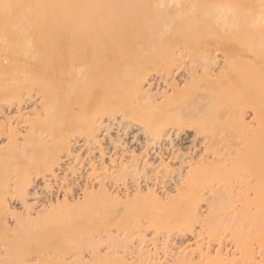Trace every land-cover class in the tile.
<instances>
[{"label": "bare ground", "instance_id": "1", "mask_svg": "<svg viewBox=\"0 0 264 264\" xmlns=\"http://www.w3.org/2000/svg\"><path fill=\"white\" fill-rule=\"evenodd\" d=\"M166 8H168V9L172 8L173 10H168ZM212 35L214 36V38L215 37L220 38L219 40H224V38H228V37L232 38V39L234 38L235 39L234 41L237 44V45L235 44V46H236L235 48L236 49H242L241 51H245L244 56L247 58V61L245 60L244 62H242V64H243L241 66L242 69L239 68V66H238V68L240 69V71H239L237 68V65H239L240 63L237 64V62L233 61V59H232L233 58L232 54H234L233 53L234 51L232 52V50H234V49L232 48V50H230L231 49L230 48L231 46H230V47H227L230 49L222 50L223 51L222 55H221L223 57L222 65L227 66L226 71L229 72V73H226L227 77H229L227 79L229 81L227 84H230V85L232 84V86H233V84L235 85V83H239V81H241V83H239V84L240 85L242 84V86L244 88H246V86L251 85V83L253 81V84L251 86L255 85V87H256V89H254V86L251 87L254 89V91L253 90L251 91L250 86L248 87V88H250L249 90H247V93L248 92L250 93L249 95L248 94L246 95V91L244 89V91H245V95L243 94L244 97L240 96V94H238V96L236 97L237 94H235V98L233 100V102L234 101L235 102L233 104H230L231 109H229V112H231L230 110H233L232 113L237 115L235 117H238L236 120L240 121L239 117H241L240 118V119H242L241 122H243V120H244L243 114H246V113H244L245 112L244 108L246 106L245 105L243 106V103H245V98H246V100L249 99V101H252L253 99H255L253 102H251L250 107H251V114L253 115V117L251 116L252 118L251 117L250 118H251V120H254L255 122L254 121H252V122L256 123V125H257L256 129H257V134L259 135L258 138H260V140H258V141L256 140L257 141V142L255 141L256 143L245 142L242 144L243 146L241 145L242 147L240 146V149H236V147H235V149H233L234 147H232L233 150L230 149L231 151L230 150L228 151L227 148H226L227 152L225 150H222V151H225L226 153H222L221 149L220 150L219 149H211L210 150L209 147L207 146V148L203 149L202 153L200 151V154H198V156H197L198 158L196 157V159H193V157H190L188 159H185V157H184V159H181V161H179L180 166H178V167L180 169H181V166H183V165H185V163H187L188 168H190L192 171V167L199 164L200 165L199 169L202 167L201 169L204 170V171H202L204 173H206L207 171H210L212 168H214L215 170L220 168L222 170L227 171L230 168L232 169V166L234 168L235 164H237V166H239L241 168V171L243 173L242 176H240L239 173L236 175V176H240L238 179H236V186L239 184L238 188H234L236 186L232 185V186H228V189L226 187L225 190L220 189V188L215 189V190L213 189V191L210 193L211 196L209 197V199L207 197V199H208L207 204L208 205L205 203L207 205V207H206L207 210L205 209L206 213L204 214V212L201 213L202 211L201 210L199 211L195 207V205H197V204L194 205V203H196V202H194V198H193V196L195 194H192L190 192V191H192V189H190V191L188 190L189 187L186 190H184V189L181 190L180 192H179L180 189H176L179 187L174 188L178 191V195L180 193V196H178V198H174V196H172L173 198L171 196H170V198H168V196H169L168 195L167 196L168 201H166L165 199H161L162 197L160 198L158 196V194L155 193L154 189H149V187L147 188L148 185H147L146 179L148 178V173H147L148 171L147 172L145 171L147 173V175H145L146 173H144V170H145L144 168H145V166H151V168H153V166H152L153 164L150 163V161L148 160V155L153 153L155 156H157L161 159V164H162L163 163V157H164L163 155L168 150V146H167V150L165 148L161 147V145L163 146V144L158 140V138L155 135H154V138L156 137L157 140L155 139V141H154V139H152V138L151 139H152V144L153 145L155 144L157 146V148L156 147L153 148V151L151 150L152 152L148 154V152L150 150L148 151V149H146L144 147L146 151L143 150L144 154L141 152L140 156H138L135 153V151L129 150V148L125 149L126 147L123 146V143H121L118 138L116 140H109V141H111V144L113 145L112 148L114 149L113 154H112L113 157H112L110 155H111L113 149L111 150V148L106 147V146L101 147L100 146L101 144H99L100 140L98 141V139H97L98 131L102 130L101 127L104 128L103 123H105V122L102 121L103 119H100V116H99L100 120L97 121L96 120L97 117L95 115H92V114H95L94 113L95 111H92V110L91 111L87 110L85 113L89 114L90 112L91 113L93 112L92 114L90 113L91 114L90 117L91 118L93 116H94V118L96 117V119H95L96 123H93L94 119H92V121H91V119L89 118V115L83 116V118L81 119L82 116L78 115L80 113H78L77 110L75 111L76 108L74 109V106H76V104L77 105L84 104V105H86L87 108H92L94 106L91 107V104L97 106V104L100 105L101 103L102 104L106 103L105 105L108 106L107 105L108 102L110 104L109 106H111L112 101H115L117 99H120L121 101H124V102L126 101L127 103H128V101H130L129 106H132V105L135 106V104H136L135 100L137 99V97H143L144 100H145V98H148L150 100L149 103H151V101L157 100L156 96L158 94V91L155 90V91H157L156 92L157 94L155 93L156 95L153 93V89H154L153 84L157 80L162 83L161 84L162 85L161 87L163 88L162 97L165 96V98H166V94H165V92H167L166 88L171 87L170 89L172 90L173 94L176 95V96L174 95L175 98H177L178 102L180 103L179 93L182 89L177 87L176 80H175V77L173 76L172 72L165 71V70L170 68V65L168 64V62L174 61L173 59L171 60V58L167 54V51L169 50V54L171 55L170 48L174 45V43L176 44V40L177 41L179 40V42H177V43L181 42L180 43V44H182L181 48L186 49L183 51V53H185V51H186V54H187V52L190 51V49L194 48L192 46H196L197 44L200 43V42H197V40L201 41V38H202V40H205V38H207V37L209 38ZM234 41L231 43V45L234 43ZM174 46H177V44ZM207 46H206V48H209ZM172 49H173V47H172ZM187 49H189V50H187ZM174 51H175V49H174ZM180 53L182 54V50L179 51V54ZM165 54H167L168 58L170 59V60L165 59L167 61L166 63L169 65V67L168 68L165 67L167 65L165 63L166 65H164V67L161 68V70H160L161 72H159L158 76H155V75L154 76H148V75H151V74H148V72L150 70L147 71L148 69L151 68L150 63L154 62V60L161 59L160 57L163 55L165 56ZM105 55H106L107 61H109L111 59V61H109L108 63L104 62V56ZM107 55H108V57H107ZM207 55L209 56V53L206 54V56ZM123 56H125V57H123ZM183 56H185V54ZM183 56H182V58H183ZM186 56H188V55H186ZM206 56H205V58H206ZM216 56H215L214 61H216ZM231 56H232V58H231ZM172 57H174V53H173ZM123 58L126 60L125 61L123 60V62H122L121 60ZM178 58H179V56H178ZM182 58H181V64H183ZM213 58L211 57L210 61H208V62L211 63ZM175 62H173V65L176 64ZM203 62H204L203 67H205V68H203L204 70H202V72L206 71L205 69L208 70V67H209L208 63L206 64L205 61H203ZM230 62H232V65ZM233 62H235L234 65H233ZM148 63H149V65H148ZM184 63H185V61H184ZM196 63L197 62H195L194 64H196ZM213 63H215V62H213ZM179 65H180V63H179ZM148 66L150 68H148ZM192 66H193V63H192ZM189 68H190V66H189ZM194 68H195V66H194ZM176 69H178V68H176ZM188 70H190V69H188ZM170 71H172V70L170 69ZM157 72L158 71H156V75H157ZM189 72H191L190 75H192V76L194 75V71L190 70ZM252 73H253V76H251ZM205 74H207V73H205ZM208 74H209V72H208ZM210 74L208 76H210ZM197 75H198V72H197ZM212 75L214 77V74H212ZM247 75H248V77H247ZM208 76H206L207 79L213 78V77L209 78ZM250 76L253 77V78H251V83H250V80H248V78H250ZM189 77H191V76H189ZM193 78H194V76H193ZM191 79H192V77H191ZM247 80L249 81L250 84L248 83L244 86L243 84H245ZM211 81H214V80H211ZM160 82H159L158 87H160ZM209 82H210V80H209ZM209 82H207V83H209ZM218 82H219V80L216 82V84L215 83H213V84L217 85ZM203 83H205V82H203ZM219 83H221V82H219ZM87 84L91 85V86L88 87ZM201 85L203 86V84H201ZM204 85H206V83ZM214 85H211L212 87H210V83H209V86L207 84V86L209 87L210 90L208 91V89H207L208 87L206 88L207 92L205 90L204 91L201 90L202 92L199 90V95H197V96H195L196 92L192 91V93L194 92V99L191 100L192 98H190V96H189L191 103H192V101L195 102L194 100H196V98L199 97L197 99L198 104H195V105H198L197 108L202 103L204 105L205 104L204 102H207V101L204 100L201 102V100H203L205 98L206 99L211 98V96H210L211 93L214 96V94H215L214 92H216L214 90L217 89V86H214ZM114 86L116 87V89H118L117 90L118 92H114V89H115ZM199 86L200 85H198L197 87H199ZM220 86H219V88L222 87V86L221 87ZM86 87H88L89 89L86 90L87 89ZM161 87H160V91H161ZM203 87L205 88V86H203ZM25 88H27V89H25ZM232 88H237V86H234ZM248 88H246V89H248ZM24 89L26 91L27 90H29V91L28 92L24 91V93H26V94H23L22 91ZM237 90H238V88H237ZM251 92H253V94H251ZM217 94H220V93L218 92ZM221 94H222V92H221ZM251 95L254 97L252 98ZM14 96H15V98L17 97L16 98L17 100L15 99V102H13ZM218 96H221V95H218ZM159 97H161V96H159ZM2 98L8 99V100H6L7 101L6 105H5V103L3 105H0V154H1L2 150L5 148L6 144H7L6 149L9 147L8 145H10V148L13 147V151L11 150V151H7V152H8V154H9V152H12L11 154H13V155H10V154L9 155L14 156V157L16 154L15 153L16 150L17 151L20 150L23 152V150H25L27 147H30L32 145L36 146L37 143H38L37 145L39 146V143L41 141H37V140L40 139L39 136L44 137V135L42 134L43 130L41 131V129H40V125L42 123H44V121H46V122H48L49 120L54 121L55 124L58 125L59 128L61 127V129H62L63 126H64L63 128H65V125L59 124L58 118H61L63 120V122H66L65 119H63V118L66 117L65 116L66 114H68L69 118H70V116L72 118L73 117L72 115H74L76 117L78 116L79 117L78 122L81 119L80 122H81V124L84 123V127H87L85 125V123L87 125H89L90 121L93 123V124H90L91 128L88 126L90 129L86 128L88 131H84L85 133L87 132L86 134H83L84 136H86V137H84V143H81L79 140H75L72 143L70 141H68V142L66 141V143L61 142V144H64L63 146L55 147L56 144L58 145L59 142L56 140L57 141V143H56V141L54 140V142L56 144L53 143L55 145L52 146L53 147L52 149H54V147L56 149H54L53 151L51 149L50 158L48 157L49 155L44 156V154H43V157H46V158L48 157V158L46 159V158L42 157L43 159L41 162H43L44 159L47 161L49 160V162H46L44 160L43 165H45V166H43V167L47 166L46 171H47V173L50 174L49 176L51 177V179H53V178H56V180L58 179V177H57L58 172L56 170L64 167V165L65 166L67 165L68 167L71 166L74 170H77L76 171L77 173L80 172L79 177L78 178L76 177L77 179L72 181V183H68L67 181L64 182V183L67 182L68 184L66 183L65 186L63 185L64 187L61 188L63 190H61L59 188L63 192V193L61 192L63 195L60 193L62 195V196H60V197H62L61 200H59L60 197L57 195L58 191L55 192L54 194L53 193L51 194L49 192V194H50L49 196H47L48 194L47 195L45 194L47 197H44L41 199V198H39L37 191H35L33 189L34 191L30 192L28 190V187H29V185H31V182H27V179L30 181V179L27 176H26L27 177V179H26L27 183H25V182L22 183L20 180V184L18 183V186H19V192H20L21 200H22V208L25 211V213L29 212L27 214L28 218H30V215H31L30 209H32V208L36 209L35 207H33L34 206L33 204H35L34 202H31V205L27 203L28 197L26 198V196L31 195V196H33L32 198H33V200L36 201L37 204L40 203V208L38 209V211H42V212L52 211L54 209H59V207H61L60 209H62V210L64 209L67 212V214L70 215L69 216L70 220H68L66 222L67 215L65 214L66 212L64 210L62 211L64 213L57 211V212H59L58 214L55 211L56 212L55 215H59L60 218L62 217V215L65 216L66 218L64 217V219H66V220H64V222H66L68 228H72V229L84 228V227L86 228V226H84V222L89 220V217H84V216L82 217L81 215L77 216L78 214L74 215V213H72V212H75V209L79 208V207L86 208V209H84L86 212V210H89L91 208L94 209L95 206L101 210H102V208H103V210L105 209L104 210L105 216L102 214L103 210L99 214H102V215H100L102 222L104 220L108 219V222H104L107 224L96 221L97 223L98 222L101 223V226H103V224L106 227H107V225L116 226V227L120 226L121 227L122 226L121 224H124L123 226H127V224H129V222L127 223V221H125V218H126L127 213H128L127 209L129 208V206H131V205L133 206V204H135V203H136V205L140 206V208L142 207L143 209H144V206H146L145 207L146 209L144 211L149 210V213H150V209H152L153 213L152 212L151 213L153 214V216L154 217L159 216L156 219L154 218L155 222L158 221L157 219H159L160 223L164 224L166 222L167 218L173 219V217H175V219H177L176 218V216H177L178 218L181 217L183 219L193 218L192 222L197 221L198 223H200V225H201L200 227H202V225H207L209 223V221H212V223L211 224L209 223L208 225H211L210 227H213L212 226L213 222H214L215 226H217V225L219 226L222 223H226V222L229 223L230 222V219H232V215H233L232 210H234L233 208H235V207H233V204H234L233 201L237 200L235 198L238 197L241 199V200L239 199L241 201V202L239 201L241 208L248 206L249 203H253L256 205V206L254 205L255 207H257V205H258V207L261 209L260 216H258V218H256L255 224H252V229L254 230V234H257L259 232L260 234L258 233L257 235H259V237L263 238L262 236H264V0H0V100ZM133 98H135V100ZM165 98H164V100H165ZM139 99L137 100V102H140ZM148 99H146V100H148ZM9 100L10 101L12 100V102H10ZM132 100H134L135 104L132 103ZM144 100L142 101V103H145V102L147 103V101L145 100V102H144ZM175 100L176 99H174L173 101H175ZM211 100L213 101V99H211ZM3 101H5V100H1L0 102L2 103ZM212 101H208V104L207 103L205 104L206 108L209 105V110H210V107L213 108L215 105L214 104L215 102L213 101L214 103H212V106H210L209 103H211ZM178 102L177 101H176V103L173 102V105L177 104ZM130 103H132V104H130ZM142 103L141 102L137 103V104H140V108H142ZM152 103L154 104V102H152ZM155 103L157 104L158 102L156 101ZM156 104H154V105H156ZM178 104H177V106H178ZM182 104L183 103L181 102L180 107H182ZM112 105H114V103H112ZM147 105H148V103H147ZM171 105H172V103H171ZM195 105L193 106L194 108H195ZM203 105H202V109L205 108ZM134 106H132V107H134ZM137 106H139V105H137ZM172 106H171V108H172ZM188 106L186 107V111H184L185 113H182V109H180V108L178 109V107H177V109L180 110L181 113L180 112L179 113L182 114L183 116H184V114L189 116L190 114H188L189 112L187 111ZM82 107H79V110H81L80 108H82V110L84 112L85 111L84 109H86V107L85 108H84V106H82ZM145 107H146V104H145ZM154 107H156V106H154ZM97 108H99V107L97 106ZM173 108H174V106H173ZM173 108H172V110L174 111ZM233 108H236V109H233ZM168 109H169V105H167V107H166V110H168ZM202 109L200 108L199 111H197L198 114H197V112H196V114L197 115H199V114L204 115V113L202 111H204L206 113H207V111H209V110L206 111V110H202ZM243 109H244V111H243ZM175 111L176 112H174V113H176V115H177V110H175ZM102 112H103V109L101 108L100 113H101V115L102 114L104 115V112L103 113ZM169 112H171V110H168V113ZM76 113H77V115H75ZM164 113H167V112H164ZM31 114H34V116L32 118H30ZM63 114H64V116H63ZM81 114L83 115V113H81ZM126 114L127 113H124V115H126ZM96 115H98V113ZM202 115H200V116H202ZM114 116H115V114H114ZM122 116H123V114H122ZM232 116L234 117V115H232ZM85 117H87L86 120H84ZM112 117L113 116H111L109 118H112ZM88 118H89V122H87ZM189 118L192 119V116ZM61 119H60V123H62ZM115 120H117V119H115ZM251 120H250V122H251ZM34 121H36V122H34ZM67 121H70V120H67ZM109 121H110V119H109ZM119 121H118L116 127L118 126V124H120ZM74 122H77V120H75ZM80 122L78 123V125L80 124ZM111 122H114V121L111 120ZM45 124H48V123H44V126L42 124V127L49 130L50 128L45 127ZM112 124L113 123H111V125ZM169 124H171V123H168V124L163 123L162 125L168 126ZM48 125L50 126V124H48ZM48 125H46V126H48ZM52 125L53 124H51V126ZM108 125H110V124H108ZM66 126H69V123H68V125L66 124ZM74 126H75V124L73 125V127ZM172 126L175 127L174 125H172ZM248 126H246V127L249 128ZM53 127L55 130L54 125H53ZM58 127L56 128L55 131H57ZM78 127L79 126H77V130L79 129ZM120 127H122V126H120ZM180 128L181 127L179 126V128H176V129L179 130ZM70 129L73 132L74 129L73 128H70ZM106 129H107V126H106ZM148 129L150 130L149 127H148ZM172 129L174 130L175 128H172ZM184 129H183V131H184ZM62 130H64V129H62ZM68 130L69 129L67 127V133H68ZM83 130H85V128L82 129L81 131L83 132ZM250 130H251V128H249V131ZM65 131H66V129H65ZM65 131H63V132H65ZM71 131L69 130V132H71ZM151 131H152V129H151ZM151 131H150V134L152 133ZM160 131H159V133H160ZM176 131H175V133L177 136L179 134V131L178 132H176ZM63 132L61 134H58V135H63ZM54 133H56V135H57V133H60V132L57 131ZM67 133H66V135H67ZM122 133H123V131H122ZM156 133H157V131H156ZM44 134L46 135V132ZM152 134H151V136H152ZM47 135H48V133H47ZM52 135H55V134H53V132L51 134V132H50L48 135L49 136L48 139H50V137L54 138V136H52ZM66 135H65V137L67 139L68 136H66ZM156 135H158V133ZM166 135H167L166 137H169V139H170V135L173 136L171 134V132L170 133L168 132ZM47 137H44V139L42 141L46 140ZM60 137L63 138L64 136L58 137L59 141L63 140V139H60ZM3 139L6 141L4 143L5 145L2 144L4 141ZM81 139H83V138H81ZM172 140H173V138H172ZM35 141H37V142H35ZM50 142H53V141H50ZM171 144H173V143H171ZM43 145H45V144H42L41 146H43ZM144 145H146V144L144 143ZM147 145H149V144H147ZM48 147L49 146L45 147L46 151H48V149H47ZM30 148L32 149V151H34L33 148H35V147L32 146ZM30 148H28V150ZM14 149H15V151H14ZM82 149L85 150V151H83L84 153L80 152ZM29 152H31V150H29ZM175 152H177V151H175ZM3 153L5 154L4 151H3ZM3 153H2V156H3ZM47 153H49V152H47ZM167 153H166V155H167ZM186 153L188 154V152H186ZM34 154H33V156H34ZM108 154H110L109 155V157H110L109 164L107 162H105L106 161L105 156ZM171 154H173V151ZM9 155L8 156L6 155L7 158L6 157L5 158L9 159V157H10ZM16 155H19V152ZM24 155H25L24 158L27 159V161H29L30 157L28 155H26L25 153H24ZM37 155H40V154L36 153L35 156H37ZM2 156H0V159L4 158V156L3 157ZM41 156L42 155H40V157ZM40 157H38V159ZM24 158H22V159H24ZM182 158H183V156H182ZM160 159H159V161H160ZM40 160H41V158L38 160V162ZM167 160H168V158H167ZM30 161L28 162L29 165H30ZM1 162H3V161L1 160ZM38 164H36V165H38ZM158 165H160V164H158ZM38 167H41V166L38 165ZM43 167H41L42 168L41 170L46 169V168L43 169ZM71 167H69V168L71 169ZM170 167H171V165H170ZM66 168L67 167H65V169ZM167 168L169 169V167H167ZM88 169L91 170L92 174H89V175H91V176L93 175L92 177L91 176L89 177L88 173H86V171L89 172ZM41 170H40V173H41ZM78 170H80V171H78ZM156 170H157V168H156ZM83 171H85V172H83ZM150 171H153V170L151 169ZM177 171H178V169H177ZM171 172H173V171H171ZM193 172H194V170H193ZM193 172H192V174H194ZM197 172H199V171H197ZM19 173H20V171L18 172V174ZM36 173H38V172L36 171ZM42 173H43V171H42ZM74 173H75V171H74ZM84 173H86L87 175L86 174L84 175ZM140 173H141V177L136 178L135 175H139ZM154 173H156V171ZM63 174L65 175V173H63ZM142 174H144V175H142ZM158 174L159 173H157V175ZM165 174H166V172H165ZM180 174L181 173H179V175ZM197 174H196V176H197ZM14 175H17V174H15V172H14ZM22 175H23V173H22ZM27 175H28V173H27ZM42 175L43 174L38 175V176H42ZM153 175L155 176L156 174H153ZM186 175H187V173H185V176H184L185 178H186ZM190 175H191V173H190ZM201 175H202V173H201ZM28 176H30V175H28ZM49 176H47V177H49ZM144 176H147V178H144ZM161 176H163V175H160V177ZM17 177L20 178L19 176H17ZM17 177H14L15 180H17L16 179ZM45 177L46 176H43L42 179H44ZM129 177H130V179H131V177L134 178V182H132L133 179L131 182H129L130 181L128 179ZM164 177H165V175H164ZM197 177L200 178V175H198ZM64 178L65 177H62L61 179H64ZM185 178H184V180H186ZM45 179L47 180V178H45ZM61 179H60V184L63 181V180L61 181ZM150 179H148V180H150ZM15 180H12L11 186L13 185L12 183H14ZM53 180H55V179H53ZM174 180L176 181V178H174ZM182 180L183 179H181V181ZM7 181H10V180H7ZM57 181L59 183V179ZM150 181L152 182V179ZM153 181H155V183L158 182L157 184L162 186V188L165 186L164 184L166 182V180L164 181V178H163V180H160V178L159 179L153 178ZM7 183H6V185L2 183V185H4L6 187ZM15 183H16V181H15ZM53 183H54V181H53ZM64 183L62 182V184H64ZM176 183H174V184L176 185ZM46 184H48V183H46ZM153 184H154V182H153ZM180 184L181 185L184 184V181H183V183H180ZM14 185H13V187H14ZM159 185H157V186H159ZM177 185H178V183H177ZM189 185L190 184L188 183V186ZM186 186H187V184H186ZM190 187H191V185H190ZM2 189L5 190L4 188H2ZM12 189L13 188L11 187V190ZM57 189H58V187H57ZM7 190L8 189H6L5 191L8 192ZM145 190H147V192H145ZM1 192H3V191H1ZM1 192H0V194H2ZM13 193H14L13 195H16L15 192H13ZM144 193H146V194H144ZM141 194L146 195V197H144ZM250 197H252V199H251L252 201H249ZM4 198H6V197H4ZM17 198H18V196H17ZM0 201H2V200H0ZM19 202H20V199H19ZM38 205H36V207ZM136 205L133 208L140 209ZM234 206H235V204H234ZM133 208H132V210H133ZM227 209H232V210L230 212V211H227ZM106 210H108L109 213ZM130 210H131V208H129L128 211L133 213V211L132 210L130 211ZM2 211L1 212L4 215L8 214V212L13 216L17 215L16 210L13 207H11V205L8 203L7 200H4V203L2 205ZM38 211L36 212L37 216L40 214V212L38 213ZM21 212H22V210H21ZM89 212H90V210H89ZM22 213L24 214V212H22ZM60 213H61V215H60ZM18 214H19V212H18ZM95 214H97V213H95ZM106 214L112 215V218H113L112 221H111V218H109L111 216L108 215V217H107ZM229 214H230V218H229ZM82 215H84V214H82ZM129 215H132V214L129 213ZM49 216H51V215H49ZM86 216H90V214L86 215ZM91 216H92V214H91ZM100 216H98V217H100ZM0 217H2V216L0 215ZM18 217H19V215H18ZM23 217H27V216H23ZM55 217L58 218V216H54L53 218L55 219ZM105 217H107V218L103 219ZM123 217H124V222L122 223L121 221H123V219H122ZM160 217H162V220H160L161 219ZM19 218H20L19 220H21V217H19ZM53 218H52V221H54ZM81 218L84 219L85 221L82 220ZM92 218H94V220H97L96 219L97 217L92 216ZM164 218H166V219H164ZM25 219H27V218H25ZM99 219L100 218H98V220ZM27 220H24L26 225H27V223H26ZM90 220L92 223L93 219H90ZM127 220L129 221V219H127ZM163 220H164V223L161 222ZM1 221L2 220L0 219V222ZM150 221L151 220H149L145 224L144 223L140 224V222H138V225L140 224L137 228V229H139V232H141V231L144 232V230L146 231V228H150L148 226H151L152 223H155L153 221V222H151V224H149ZM180 221H182V220H180ZM235 221L236 220L233 219L232 222L230 223V226L233 225V227L239 228L238 230L242 234V232H243L242 229L244 227L243 223L236 225ZM29 222L31 223V221H29ZM56 222H58V221L55 220L54 223H56ZM109 222H110V224H109ZM30 223H29V225H30ZM93 223H94V221H93ZM93 223L91 226L93 227V225H94L95 227H97L96 226L97 224L96 223L93 224ZM131 223H133V222H131ZM160 223L157 222L156 223L157 225L156 224L155 225L159 226ZM166 223H169V222H166ZM186 223H189V222L187 221ZM22 224H24V222H22L21 225ZM190 224L191 223H189L188 225H190ZM0 225H3V224L1 223ZM171 225H173V224L171 223ZM234 225H236V226H234ZM34 226H35V224H34ZM87 226H89V225H87ZM99 226L100 225L98 224V228L101 227V226L100 227ZM109 226H108V231H109V229L112 228V227L109 228ZM123 226H122V228H123ZM193 226H194V224L192 225V227ZM20 228H24V226L22 225ZM68 228H66V229H68ZM104 228H102V229H104ZM113 228H115V227H113ZM122 228H121V230H122ZM131 228H132V226H131ZM156 228H158V227H156ZM159 228H158V230H159ZM190 228H191V226H190ZM190 228H189L188 234L194 235V232H195L194 229L193 228L190 229ZM19 230H21V229H19ZM119 230H120V228H119ZM166 230H168L167 227H166ZM253 230H252V232L249 230L246 231V234L247 233L248 234L253 233ZM198 232H199V230H198ZM186 233L181 232L178 235H180V237L181 236L184 237L187 235ZM200 233H201V231H200ZM112 234H113V232H112ZM110 236H109V238H110ZM140 236H142V235H140ZM241 236H243V235H241ZM241 236H239L238 237L239 239L237 238V240L240 242H242L244 240L245 242L244 243L238 242L236 245L239 249V250L236 249L237 251H239V252H237V253H239V256H237V254L236 255L233 254L232 257H231V255L227 256L228 254L226 252L225 253L227 255L223 256L222 253H224L223 252L224 250H222L223 247L221 246V243L219 244V246H217L218 249L217 250L215 249L216 255L212 256V252H211L209 246L206 247V249H205L204 246H202L201 244H199L197 242L198 243V244L196 243L198 245V246H196L197 248L194 250L192 249L190 252H186L184 248H183L184 250L182 251V249H180V247H179V249L182 252H179V253L177 252V253H175L176 255L174 253L169 254L170 255V258H169L170 262H167V264H264V240L262 242V246L260 244V248L258 247V249H257L258 251L260 249L262 253L259 251L261 253L258 255L260 257L259 258L260 261L256 262V260L253 256L255 253L252 252L251 246L247 245L246 240L243 239V237H241ZM250 236H251V234H250ZM102 238L103 237H101V238L99 237L96 240H93L95 242L93 244H96V242L99 243V242L103 241ZM115 238H117V237H115ZM142 238H143V236H142ZM167 238H170V241L173 239L170 234H168ZM105 239H108V238H105ZM259 240H261V239H259ZM105 242H106V240H105ZM138 242H139V240H138ZM140 242L142 244V239H140ZM141 244L139 245L140 247L143 246ZM100 245H102V244H100ZM199 245H201V246H199ZM208 245H210V243ZM98 246H99V244H98ZM257 246H258V244H257ZM133 250L131 252H133ZM138 250H139L137 252L138 255L132 254V253H131V255H135V256L137 255L138 259L140 260L141 263L156 264V261H158V259H159V261H161L160 258H157V260H156L155 259L156 257L153 256L152 254H150L151 252L149 253L146 250H144V248L143 249L139 248ZM177 251H178V249H177ZM215 252H213V253H215ZM164 253H165V251H164ZM95 254L98 256L102 255V254H100V255L97 254V252ZM98 256H97V258H99V260H101L100 258H102V256L101 257H98ZM163 256H164V254H163ZM166 256H168V255H166ZM71 258H72V262H73V260L75 261V259L77 260V254L71 255ZM90 258H92V257H90ZM95 258H96V256H95ZM97 258H96V260H97ZM120 258H122V257H120ZM166 258L167 257H165L164 260L169 261V260H167L168 258L167 259ZM68 259H70V257H68ZM79 259L82 260V262L80 260L81 263H84V261L89 260V259L85 258L82 254H81V258H79ZM85 259H87V260H85ZM122 260H123V258H122ZM67 261H64V262H67ZM159 261H158V264H159ZM70 263H68V264H70ZM75 263L77 264L76 261H75ZM162 263H163V261H162ZM92 264H95V263H92Z\"/></svg>", "mask_w": 264, "mask_h": 264}, {"label": "rangeland", "instance_id": "2", "mask_svg": "<svg viewBox=\"0 0 264 264\" xmlns=\"http://www.w3.org/2000/svg\"><path fill=\"white\" fill-rule=\"evenodd\" d=\"M166 9H168V8H166ZM168 10H173V9L172 8H169ZM219 39L220 38H217V37L214 38L213 35L210 36L209 38L208 37L205 38V40H202V38H201V41H198L197 40V42H200V43L197 44L196 46H192L194 48L191 47L192 49H190V51H188L187 54H186V51H185V53H183V51L186 50V49H182L181 48V46H182V44H180L181 42L180 43H177V42H179V40L178 41L176 40L177 46H174V45H176L174 43V45L172 46L173 49H172V47L170 48L171 55L169 54V50L167 51V54L169 55V57L171 58V60L173 59L174 61L168 62V64L170 65V68L167 69V70H165V71L172 72L173 76L175 77L177 87L182 89L181 90L182 92L181 91H180V93L178 92L179 93V97H180L179 98L180 99V103L178 102V99L175 98L176 95L173 94L172 90L170 89L171 87L170 88L169 87L166 88V91L167 92H165L166 98H165V96H163L165 98V100H164V98L162 97V92H163V88L161 87L162 86L161 85L162 83L157 80L153 84L154 85L153 93L155 94L158 91V94L159 95L156 93L157 94V96H156L157 98L155 97L157 99V100L156 99L155 100L158 103L156 104L155 103L156 101H151V103L154 102V104H156V105H154L153 103L152 104L149 103L150 100L148 98H145V100L148 99V100H146L147 103H148V105H147V103L145 102V100H144L143 97H137L136 100H135V98H133L136 101V104H135L134 100H132V103L135 104V106L132 105L134 107L129 106V102L130 101H128V103L125 101L126 102L125 103L124 101H121L120 99H117L115 101H112V103H114V105H112V103H111V106H109L110 105L109 102L107 104L108 106L105 105L106 103L105 104H102L101 103L100 105L97 104V106L99 108H97V106L96 105H93V104H91V107L94 106L92 108H87L86 105H84V104H82V105L81 104L80 105H77L76 104L77 107L74 106V109L76 108L75 111L77 110L78 113H80L78 115L82 116L81 119L83 118V116L89 115V118L91 119V121H92V119H94V122L93 123H96V120L98 121L100 119H103L102 121L107 124L106 125L105 123H103L104 124V128L101 127L102 130L100 129L101 131H98L97 139H98V141L99 140L101 141V142L99 141V144H101L100 145L101 147H103V146L105 147L106 146V147L111 148V150H112L113 149L112 148L113 145L111 144V141H109V140H116L118 138L120 140V142L123 143V146L126 147L125 149H128L129 148V150L135 151V153L138 156H140V153L141 152L144 154V151H146L145 148L148 149V151L150 150L148 152V154L153 151V148H155V147L157 148V146L155 144L154 145L152 144V139H154V141H155V139L157 140V138H158V140L163 144V146L161 145V147L165 148L166 150H167V146H168V150L166 151V153L167 152L168 153H167V155H166V153H164V155H163L164 156L163 157V163L162 164H161V159L159 157L155 156L153 153H151V154L148 155V160L150 161V163L153 164L152 165L153 168H151V166H145V168H144L145 169L144 170V173H146L148 171L147 172L148 173V178H147V176H144V178H147L146 179L147 180V185H148L147 188L149 187V189H154L155 193H157L160 198L162 197L161 199H165L166 201H168V198H170V196L171 197L174 196V198H178V196H180V193L178 195V191L176 189H180L179 190V192H180L181 190H183V189L186 190L189 187L188 190L190 191V189H192V191H190V192L192 194H195L193 196L194 202H196V203H194V202L193 203H194V205L197 204V205H195V207L199 211L201 210L202 211L201 213L204 212V214L206 213L205 211L207 210L206 207L208 205L207 202H208L209 197L211 196L210 193L213 191V189L215 190V189H219L220 188V189H224L225 190L226 187L228 189V186H232V185L236 186V179H238L243 174L242 171H241V168L239 166H237V164H235V167L234 168L232 166V169L230 168L227 171L222 170L220 168L217 169V170H215L214 168H212L213 170L211 169L210 171H207V172L205 171L206 173H204V172H202V171H204L203 169H201L202 167L200 168L201 170L199 169V166H200L199 164L193 166L192 167V171H191L190 168H188L187 163H185V165L181 166V169H180L178 167V166H180V162L179 161H181V159H184V157H185V159H188L190 157H193V159H196V157L198 156V154H200V151L202 153L203 152V149L207 148V146L209 147L210 150L211 149H219V150L221 149V151L222 150H225L226 151V148H227L228 151H229L230 149L231 150L235 149V147H236V149H240V146L243 143H245V142H254V143H256L258 140H260V138H258L259 135L257 134V129H256L257 128V125H256V123H254L255 122L254 120H251V118L253 117V115L251 114V107L250 106H251V102H253L255 99H253L252 101H249V99L246 100V98H245V103H243V106L244 105L246 106L244 108L245 109V112L244 113H246V114H243V117H244L243 122H241V120H242V119H240L241 117H239V120L240 121L236 120L238 117H235L237 115H235V114L232 113L233 110H230L231 112H229V109H231L230 104H233L235 102V101L233 102V100L235 98V94H237L236 97L238 96V94H240V96H243V94L245 95V91H246V95L247 94L249 95L250 93L249 92L247 93V90H249L253 86H254V89H256L255 85L251 86L253 84V81L251 83V78H253L251 76H253V73L254 72L251 74L250 78H248V80H250V83H251V85L246 86V88H248L250 86V88H248V89L244 88L242 86V84L241 85L239 84V83H241V81H239V83H235V85L233 84V86H232V84L231 85L230 84H227L229 82L227 80L229 77H227L226 73H229V72L226 71L227 70V66L222 65V62H223V57L221 56L222 55V52H223L222 50H227V49H230V48H231L230 50H232V48L234 49V50H232V52L234 51L233 52L234 54H232L233 58H232V56H231V58L233 59V61H236L237 64L240 63L239 65L236 64L237 65V68H238V66H239V68H241V66L243 65L242 62H244L245 60L247 61V58L244 56L245 51H241L242 49H236L235 48L236 47L235 46L236 42L234 41L235 40L234 38L232 39V38H229L228 37V38H224V40H219ZM233 41H234V43L231 45V43ZM206 46L209 47V48H206ZM227 47H230V48H227ZM174 49H175V51H174ZM178 50L179 51L182 50V54L180 53L181 55L179 54V51ZM187 50H189V49H187ZM172 52L174 53V57H172L173 56V53ZM208 53H209V56L208 55L206 56V54H208ZM167 54H165V56L164 55L161 56L160 57L161 59L154 60V62H151L150 63V67L151 68L148 66V68H150V69H148L147 71L150 70L148 72V74H151V75H148V76H154V75L155 76H158L159 75V72H161L160 71L161 68L164 67V65L167 64L166 63L167 61L165 59L170 60L168 58V55ZM184 54H185V56H183ZM177 55L179 56V58H178ZM186 55H188V56H186ZM214 55L215 56L217 55L216 56V61H214L215 60V56ZM182 56H183V58H182ZM205 56H206V58H205ZM107 57H108V55H107ZM123 57H125V56H123ZM211 57L212 58L214 57V58H213V60L210 63L208 61H210V58ZM181 58H182V63L183 64H181ZM123 60L125 61L126 59L123 58L121 61L123 62ZM109 61H111V59ZM109 61H107V58H106V55H105L104 56V62L105 63H108ZM184 61H185V63H184ZM203 61H205L206 64L208 63V66H209V67L207 66L209 71L207 69H205L206 71H203L204 73L202 72V70H204L203 68H205V67H203V64H204ZM173 62H175L176 64L174 63L175 65H173ZM195 62H197V63L194 64ZM213 62H215V63H213ZM179 63H180V65H179ZM192 63H193V66H192ZM230 63L232 65V62H230ZM234 63L235 62H233V65H234ZM168 64L165 67L168 68L169 67ZM148 65H149V63H148ZM189 66H190V68H189ZM194 66H195V68H194ZM176 68H178V69H176ZM239 68H238V70L240 71ZM170 69L172 71H170ZM188 69L194 71V75L193 76H194L195 79L193 78L192 75H190L191 72H189L190 70H188ZM156 71H158L157 72V75H156ZM196 71L198 72V75H197V72ZM208 72H209V74L211 73L210 76H208L209 75ZM205 73H207V74H205ZM212 74H214V77H213ZM248 75H247V77H248ZM189 76H191L192 79ZM206 76H208L209 78H211V77H213V78L207 79ZM209 80H210V82H209ZM211 80H214V81H211ZM218 80L221 83L218 82L217 85H214L213 83L216 84V82ZM248 80L246 81L245 84H243L244 86L249 83ZM159 82H160L161 91H160V87H158L159 86ZM203 82H205L206 85H204L205 83H203ZM207 82L210 83V87H212L211 85L217 86V89L219 88L220 85L222 87L220 86L221 88H219L218 90L217 89L214 90V91H216V92H214L216 95L214 94V96H213L212 93H211V95H210L211 98H207V99L205 98V99L201 100V102L204 101V100H206L207 102H204V103L205 104L206 103L208 104V101H212L211 99H213V101L215 103L212 101L209 104H210V106H212V103H214L216 106L214 105L213 108L210 107V110H209V105L207 106V108H208L207 109L206 108V105L205 104L203 105V103H202L199 107L202 109V105H203L206 109L204 108L202 110H206V111L209 110V111H207V113L204 112V111H202L204 113V115H202V114L197 115L198 114L197 111H199L200 108L199 107L197 108L198 105H195V104H198L197 103V99L199 97H197V98L195 97L196 98V100H194L195 102L192 101V103H191V100L194 99V92H196L195 93V96H197V95H199V90L200 91L201 90L202 91H204V90L206 91V88L209 86V83H207ZM201 84H203V86H205V88ZM207 84H208V86H207ZM198 85H200V86L197 87ZM87 86L89 87L91 85H88L87 84ZM234 86H237L238 90H237V88H232ZM88 87H86L87 88L86 90L89 89ZM25 89H27V88H25ZM25 89L22 91L23 94H26V93H24V91H26ZM115 89H116V87H115ZM115 89H114V92H118L117 91L118 89H116V90ZM207 89H208V91L210 90L209 87ZM244 89H245V91H244ZM254 89L251 88V91L252 90L254 91ZM155 90H157V91H155ZM28 91L29 90H27L26 92H28ZM192 91H194V92L192 93ZM218 92L220 94H217ZM221 92H222V94H221ZM251 94H253V92H251ZM218 95H221V96H218ZM159 96H161L162 98L159 97ZM189 96H190V98H192L191 100L189 99ZM253 97L254 96H252V98ZM16 98L14 96V101L13 102H15V99ZM173 98L176 99V100L173 101L174 100ZM138 99L140 100L141 103H142L143 100L145 102V103H142V108H140V104H137V103H140V102H137ZM1 100H5L6 101L8 99H3L2 98ZM5 101H3L2 103L0 102L1 103L0 105H3L4 103L6 105L7 101L6 102ZM176 101L179 103V104L177 103L178 106H177V104H174L173 105V102L176 103ZM10 102H12V100ZM170 102L172 103V105L174 106V108H173V106L171 105ZM181 102L184 104V105L182 104V107H180L181 106L180 105ZM132 103H130V104H132ZM145 104H146V107H145ZM137 105H139V106H137ZM167 105H169V109L168 110H171L172 113L171 112L168 113V110H166ZM194 105H195V108L193 107ZM82 106H84V108L86 107V109H84L85 110L84 112L82 110V108H83ZM154 106H156V107H154ZM171 106L174 109V111L172 110ZM187 106H188L187 111L189 112L188 114H190V115L187 116V115L184 114V116H183L182 114H180L181 112L178 109L179 108L182 109V113H185L184 111H186V107ZM79 107H82V108H80L81 110H79ZM177 107H178V109H177ZM101 108L103 109L104 115L103 114L101 115V113H100V109ZM233 109H236V108H233ZM244 109H243V111H244ZM87 110L88 111H91V110L92 111H95L94 112L95 114H92L93 112L92 113L90 112V113L92 115H95L97 117V119H96V117L94 118V116L91 118L90 117V115H91L90 113L89 114L88 113H85ZM175 110H177V115H176V113H174V112H176ZM164 112H167L168 114L167 113H164ZM196 112H197V114H196ZM81 113H83V115ZM97 113H98V115H96ZM124 113H127V114L124 115ZM114 114H115V116H114ZM122 114H123V116H122ZM75 115H77V113ZM200 115H202V116H200ZM232 115H234V117ZM30 116H31L30 118H32L34 116V114H31ZM63 116H64V114H63ZM65 116L66 117H64V118L62 117V118L65 119L66 122H63V120L61 118H58L59 124H64L65 125V128H63L64 126L62 127V129H64V130H62L61 127L59 128L58 125H56L55 122L54 121H51V120H49L48 122L44 121V123L50 124V126L48 124H45V127L50 128L49 130L42 127V124L44 126V123H42L40 125V129H41V131L43 130V133L42 134L44 135V137H47L50 132H51V134L53 132V134H55V135H56V133H54V132L59 131L60 133H57L56 136L55 135H52V136H54V138H51L50 137V139H48L49 138V136H48L47 139L45 138L46 140H44V141H42L44 139V137L39 136L40 139L37 140V141H41V142L39 143V146L37 145L38 143L36 144V146L35 145H32L33 147H35V148H33L34 151H32V149L30 148L32 146L27 147L25 150H23V152L20 151V150H18V151L16 150L17 151L16 152L15 149H14V151H15L16 154H18V152H19V155H16L15 154V157L14 156H10V155H13V154H11L12 152H9V154H10L9 155L7 151H11V150L13 151V147L10 148V145H8L9 146L8 148L10 150L8 148L6 149L7 144L6 145L4 144L6 141L3 139L4 141H3L2 144L5 145V148L2 150L0 156H2V153L4 151L5 152V154L3 153L4 158L5 157L7 158L8 155L10 157H9V159H6V158L4 159V158H2L3 157L2 156L1 157L2 159H0V192L3 191V192H1L2 194H0V200H2V201H0L1 202L0 203L1 204L0 205V212L2 211V205L4 203V200H7L8 203L11 205V207H13L16 210V214L17 215H14L13 216L9 212H8V214H5L4 215L2 213L3 211L1 212L2 214L0 213V215L2 216V217H0V219L2 220L0 222V224L1 223L3 224V225H0V264H29V263L30 264H68L70 262H71L70 264H76L75 261L77 262V264H92V263H95V264H145V263H141L140 260L138 259L137 252L139 251L138 250L139 248L140 249H143L144 248V250H146L147 252H149V253L151 252L150 254H152L153 256H155L156 257L155 258L156 260H157V258H160L161 261H159V259H158L159 264H161L162 261H163L162 264H165V263L167 264V262H170V259H169L170 258V255L169 254H173V253L175 254L177 252L179 253V252H182L184 249H185L186 252H190L192 249L194 250V249L197 248L196 246H198L197 245L198 243L201 244L202 246H204L205 249H206V247L209 246L210 247V250L212 252V256H215L216 255L215 249L217 250L218 249L217 246H219V244L221 243V246L224 248V249L222 248V250H224L223 251L224 253H222L223 256H225V255L228 254L227 256H230L231 255V257H232L233 254H235V255L237 254V256H239V253H237V252H239V251H237V250H239L238 247L236 246L237 243L238 242L239 243H242V242L244 243L245 242L244 240L242 242H240V241L237 240V238L239 236H241V235H243L241 237H243V239L246 240L247 245L251 246L252 252L255 253L253 256H254L256 262H259L260 261V259H259L260 257L258 255L261 254L262 252L259 249V251L261 252L260 253L257 249H258V247L260 248V244L262 246V242L264 240V236H262L263 238L259 237V235H257L259 232L257 234H254V230L252 229V224H255L256 218H258V216H260L261 209L258 207V205H257V207H255L256 205L253 204V203H249L248 206H245V207H242L241 208L240 207V202H241L240 200L241 199L238 198V197L235 198L237 200H234L233 199L234 200L233 202L235 204V206H234V204L232 203L233 204V207H235V208H233L234 210L227 209V211H230V212L232 210V214H233L232 215V219H230V222L229 223L226 222V223L220 224L219 226L218 225L215 226V224L213 222V225H212L213 227H210L211 225H208V224L209 223L211 224L212 221H209V223L207 222L208 223L207 224L208 226L207 225H202V227L204 226L203 228L200 227L201 225L197 221L194 220L195 222H192L193 221L192 220L193 218L183 219L181 217L178 218L177 216H176L177 219H175V217H173V219L172 218L171 219L164 218V219H166V222H169V223H166V222L164 223V220L161 221L165 225L162 224V223H160L159 219H157L158 221L155 222L154 220L156 218H158L159 216H155L154 217L153 214H152L153 213L152 212V209H150V213H149V210L148 211L147 210L144 211L146 209L145 208L146 206H144V209H143L142 207L140 208V206L136 205V203H135V204H133V206L132 205L129 206V208H131V210H132V208L136 205L140 209L133 208V210H132L133 213H131V212L128 211L129 208L127 209V212H128L127 213V216L128 217L126 216L125 221H127V223L129 222V224H127L126 222L125 223L127 224V226H123L124 224H121L123 226V228H122V226L121 227L120 226L119 227H116V226H109V225H107V227H106L104 224H107V223H104V222H108V219H106V218L108 217L109 214L108 215L106 214L107 217L103 218V219H106V220H104L102 222L101 221L102 219H101V216L100 215H102V214L104 215L105 214L104 213V210L105 209L103 210V208H102L103 213L102 214H99L102 210L101 209H98L95 206L94 209H92V208L89 209L90 212H89V210H86L87 213L84 210L86 208H83V207L76 208L75 209V212H72V213H74V215L78 214L77 216H80L81 215L82 217L83 216L84 217H89V220H87L86 222H84V226H86V228L84 227V228H75V229H72V228H68V226L66 224V222L68 220H70V217H69L70 215L67 214V212L64 209L63 210L66 212L65 214L67 215V218L65 216H63V215H62L63 218L62 217L60 218L59 215H55L57 211H59L61 213H64V212H62L63 210L60 209L61 207H59V209H54L52 211H44V212L38 211V209L40 208V203H38L39 204L38 205L36 203V201L33 200V198H32L33 196H31V195L26 196V198L28 197L27 198V203L31 205V202H34L35 204H33V203L32 204L34 205L33 207H35L36 209H34V208L30 209L31 210L30 211L31 212V215H30V218H28V215L27 214L29 212L28 213H25V211L22 208V200H21V195H20L19 186H18V183L20 184V180H21L22 183H24V182L25 183L31 182V185H29L28 190L30 192H33L34 190L37 191V193L39 195V198L42 199L44 197L49 196L50 195L49 192L51 194L52 193L54 194L55 192L58 191L57 192L58 193L57 195L59 197L62 196L63 195L62 194L63 192L61 190H63V189H61V188H63L67 182L68 183H72V181H74L75 179H77L79 177V173L80 172L77 173L76 172L77 170H74L71 166H69V167H71V169H70L67 165L66 166L64 165V167L59 168V169L56 170L59 173L58 174L56 172L57 173V177L59 179V183H58V181H57L58 179L56 180V178H53V177L52 178L55 179V180L51 179V177L49 176L50 174L47 173V171H46L47 170V166L46 167H43V166H45V165H43V162H44L45 159L43 160V162H41L43 158H46V157H43V154H44V156H46V155L48 156L49 155L48 157L50 158V156H51V149L53 148L52 146L55 145L57 143V141L59 143H58V145L56 144L55 147H57V146L58 147L63 146L64 144H61V142L62 143L63 142L66 143V141L67 142L70 141L72 143L75 140H79L81 143H84V137H86V136H84L83 134H86L87 133V132L85 133L84 131H88L86 128L90 129L91 128L90 124H93V123L91 121L89 122V118H88V121L87 122H89V125H87L85 123V125L87 127H84V123L82 122L83 124H81V122H80L81 119L79 121L80 124L78 125V123H79L78 122V120H79V117L78 116L76 117V116L72 115L73 116L72 118L70 116L71 119L69 118V115L68 114H66ZM99 116H100V119H99ZM111 116H113L114 118L113 117L112 118H109ZM191 116H192V119L189 118ZM73 118L75 120H77V122H74L75 120ZM86 118L87 117H85L84 120H86ZM60 119L62 120L61 121L62 123H60ZM109 119H110V121H109ZM115 119H117V120H115ZM67 120H70V121H67ZM111 120L114 121V122H111ZM250 120H251V122H250ZM118 121H119V123L121 125L118 124V126H117L118 128H117L116 125H117ZM252 121H254V122H252ZM34 122H36V121H34ZM247 122L248 123L250 122V123L248 124ZM68 123H69V126H66V124L68 125ZM111 123H113L114 125L113 124L111 125ZM163 123L164 124L171 123V124H169L168 126L167 125H164L163 126L162 125ZM51 124H53L55 126V130L58 127L57 131L54 130V127H53V125L51 126ZM74 124H75V126L73 127ZM108 124H110L111 126L108 125ZM46 125H48V126H46ZM119 125L122 126V127H120ZM172 125H174L175 127H173ZM77 126H79L78 127L79 129L78 130H77ZM106 126H107V129H106ZM179 126L181 128L179 130L176 129V128H179ZM246 126H248L249 128H251V130L249 131V128H247ZM67 127H68V129L70 131H71L70 128H73L74 129L73 132L72 131L69 132V130H68V133H67ZM83 127L85 128V130H83L84 133L81 131L82 129H84ZM148 127L150 128V130L148 129ZM172 128H175V129L173 130ZM182 128L183 129L185 128L184 131H183ZM65 129H66V131H65ZM151 129H152V131H151ZM63 131H65V132H63ZM122 131H123V133H122ZM150 131L153 133V134L151 133L153 137L151 136ZM156 131H157L158 135H156L157 134ZM159 131H160V133H159ZM175 131L176 132L179 131V134L177 136H176ZM45 132H46V135L48 133L47 136L44 134ZM62 132H63V135H58V134H61ZM168 132L169 133L171 132V134L173 135V136L170 135V139H169V137H166L167 136L166 134ZM66 133H67V135H66ZM65 135L68 136L67 139H66ZM154 135L157 138L156 137L154 138ZM59 136H64L63 138L60 137V139H63L64 141L63 140H60L59 141V139H58ZM171 137L173 138V140H172ZM81 138H83V139H81ZM54 140L55 141L57 140L56 143L54 142ZM37 141H35V142H37ZM50 141H53V142H50ZM170 142L173 143V144H171ZM53 143H55V144H53ZM144 143L146 145H144ZM42 144H45V145H43L44 147L41 146ZM147 144H149V145H147ZM46 146H49L47 148L48 151H46V148H45ZM55 147H54V149H56ZM232 147H234V148L232 149ZM28 148H30L29 150H31L32 153L29 152ZM54 149H52V151ZM83 151H85V150L82 149L80 152L82 153ZM113 151H114V149L112 150L111 155L108 154V155L105 156L106 157L105 158V160H106L105 162H107L108 164L110 162L109 155L113 157V155H112L113 154ZM172 151H173V154H171ZM175 151H177V152H175ZM225 151H222V153H226L227 152V151L226 152ZM47 152H49V153H47ZM186 152H188V154ZM24 153L30 157V160H31V161L29 160L30 161V165L28 163L29 161H27V159L24 158L25 157ZM34 153L35 154L38 153V154H40L42 156L41 157H40V155L35 156ZM33 154H34V156H33ZM182 156H183V158H182ZM21 157L24 158V159H22ZM38 157L41 158V160L39 162H38V160L40 158L38 159ZM167 158H168V160H167ZM159 159H160V161H159ZM1 160L3 162H1ZM45 161L46 162H49V160L48 161L45 160ZM36 164H38L39 166L43 167V169H45V168L46 169L45 170H41L42 168L41 167H38V165H36ZM158 164H160L161 166L158 165ZM170 165H171V167H170ZM65 167H67V168L65 169ZM165 167L166 168L169 167V169L168 168L166 169ZM156 168H157V170H156ZM151 169L153 171H150ZM177 169H178L179 172L177 171ZM40 170H41V173H40ZM193 170H194V172H193ZM19 171H20V173L18 174ZM36 171L39 174L36 173ZM42 171H43V173H42ZM74 171H75V173H74ZM78 171H80V170H78ZM85 171H83V172H85ZM88 171L89 172L86 171V173H88V176L90 177L91 175H89V174H92V172L89 169H88ZM155 171H156V173H154ZM171 171H173V172H171ZM197 171H199V172L201 171V172L199 173ZM14 172L17 175H14ZM165 172H166V174H165ZM192 172L194 174H192ZM22 173H23V175H22ZM27 173L30 176H28ZM63 173H65L66 176ZM86 173H84V175ZM147 173L145 175H147ZM157 173H159V174L157 175ZM179 173H181L180 174L181 176L179 175ZM185 173H187L186 178L184 177L185 176ZM190 173H191V175H190ZM195 173L196 174L198 173L197 176L200 175V178L197 177ZM201 173H202V175H201ZM238 173H239L240 176H236ZM41 174H43V175L42 176H38V175H41ZM153 174H156V175L154 176ZM142 175H144V174H142ZM160 175H163V176H161L162 178L160 177ZM164 175H165V177H164ZM17 176H19L20 178H18ZM26 176L30 179V181L27 179ZM43 176H46L45 178H47V180L45 178L42 179ZM47 176H49V177H47ZM14 177H17L16 178L17 180H15ZM62 177H65L66 179L65 178H64L65 180L64 179H61ZM135 177L136 178L141 177V173L139 175H135ZM150 178L152 179V182L150 181L151 180ZM153 178L154 179H159L160 178V180H163V178H164V181L166 180V182L164 184L165 186L163 185L164 187L162 188V186H160L159 184H157L158 182L155 183V181H153ZM174 178H176V181L174 180ZM184 178L186 180H184ZM26 179H27V182H26ZM60 179H61V181L63 180L62 181L63 183L65 181H67V182L64 183V184H62V182H61V184H60ZM128 179L130 180L129 182H131L132 179H133L132 182H134V178L131 177V179H130V177H129ZM148 179H150V180H148ZM181 179H183V180L181 181ZM7 180H10V181H7ZM12 180H15L16 181V183H15V181H14V183H12L13 185L15 184L14 187H13V185L11 186ZM53 181H54V183H53ZM183 181H184V184L181 185L180 183H183ZM153 182H154V184H153ZM176 182L178 183V185H177ZM2 183L5 184V185L7 183V186L5 187L4 185H2ZM46 183H48V184H46ZM174 183H176L177 186ZM188 183L191 185V187H190V185L188 186ZM186 184H187V186H186ZM157 185H159V186H157ZM238 185L236 187H234V188H238ZM11 187L13 188L12 189L13 191L11 190ZM57 187H58V189H57ZM176 187H179V188H176ZM2 188H4L5 190L8 189L7 190L8 192H6L5 190H3ZM174 188H176V189H174ZM13 192H15L16 195H13L14 194ZM145 192H147V190H145ZM45 194L46 195L48 194V195L46 196ZM144 194H146V193H144ZM144 194H141V195H143L144 197H146V195H144ZM17 196H18V198H17ZM167 196H168V198H167ZM4 197H6V198H4ZM207 197H208V199H207ZM61 198L62 197H60L59 200H61ZM19 199H20V202H19ZM251 199H252V197H250V200L249 201H252ZM36 205H38L37 206L38 208L36 207ZM21 210H22V212H24L25 215L21 212ZM36 210L38 211V213L40 212V214L38 216L36 214V212H37ZM106 211H108V210H106ZM18 212H19V214H18ZM59 212H57V214ZM61 213H60V215H61ZM95 213H97L98 215L95 214ZM108 213H109V211H108ZM129 213L132 214V215H129ZM82 214H84V215H82ZM89 214H90V216H86V215H89ZM91 214H92L93 217H97L96 218L97 220H94V218H92ZM18 215H19V217H21V220H19L20 218L18 217ZM49 215H51V216H49ZM23 216H27V217H23ZM54 216H58V218L55 217V219H54L53 218ZM98 216H100V217H98ZM109 216H111L109 218H111V221H112V219H113L112 218V215H109ZM51 217L53 218L54 221H52V218ZM64 217L67 220L64 219ZM25 218H27L28 220L25 219ZM98 218H100V219L98 220ZM160 218H161L160 220H162V217H160ZM229 218H230V214H229ZM23 219L24 220H27L26 221L27 225L25 224V221ZM90 219H93L94 223H93V221H92V223L93 224L96 223L97 224L96 225L97 227H95L94 225H93V227L91 226L92 223H91V220ZM122 219H123V221H121V222L123 223L124 222V217ZM127 219H129V221ZM233 219L236 220L235 221L236 225L243 223L244 227L242 229V231H243L242 234L239 232V230H238L239 228H235V227H233V225L230 226V223L232 222ZM55 220H57L58 222L54 223ZM64 220H66V222H64ZM82 220H84V219H82ZM149 220H151L149 224H151V222H153V221L155 223H152L151 226H148L150 228H146V231L144 230V232H142V231L139 232V229H137L138 226L140 224H142V223L145 224ZM180 220H182V221H180ZM29 221H31V223ZM96 221H99V222L104 223L103 226H101V223H99V222L97 223ZM187 221L189 223H191V224L188 225L189 223H186ZM20 222L21 223L24 222V224H22L24 226V228H20L22 226ZM28 222L30 223V225H29ZM131 222H133V223H131ZM138 222H140L139 225H138ZM157 222H159L160 225L161 224L162 225L161 226L160 225L159 226H156L157 225L156 224ZM171 223L173 225H171ZM34 224H35V226H34ZM98 224L101 226V227L99 226L100 228H98ZM109 224H110V222H109ZM193 224H194V226L192 227ZM87 225H89V226H87ZM236 225H234V226H236ZM64 226L66 228H68V229H66ZM108 226H109V228L112 227L111 229H109V231H108ZM131 226H132V228H131ZM190 226H191V228L194 229V231H195L194 232V235L196 234L195 236L188 234L189 233ZM113 227H115L116 229L113 228ZM156 227H158V228L160 227L159 230ZM162 227L165 230H166V227H167L168 230L165 231ZM18 228L21 229V230H19ZM102 228H104V229H102ZM119 228H120V230H119ZM121 228H122V230H121ZM198 230H199V232H198ZM248 230L251 231V232L253 230V233H249V234L247 233L246 234V231H248ZM200 231H201V233H200ZM112 232H113L114 235L112 234ZM181 232H184V233L187 232L186 233L187 235L184 236V237L183 236L180 237V235H178V234L181 233ZM168 234H170L172 236V238H173L171 241H170V238H167L168 237ZM250 234H251V236H250ZM140 235H142L143 238ZM109 236H110L111 239L109 238ZM114 236L117 237V238H115ZM99 237L100 238L103 237L102 238L103 241H101L99 243L96 242V244H93V243H95L93 240H96ZM105 238H108L110 241L108 239H105ZM258 238L261 239V240H259ZM140 239H142V244L140 242ZM105 240H106V242H105ZM138 240H139V242H138ZM208 242L210 243V245H208L209 244ZM139 243L141 245H143L142 246L143 248L139 246L140 245ZM98 244H99V246H98ZM100 244H102V245H100ZM257 244H258V246H257ZM201 245H199V246H201ZM179 247H180V249H182V251L179 249ZM177 249H178V251H177ZM132 250H133V252H131ZM164 251H165V253H164ZM96 252H97V254H99V255L102 254V255L98 256V255L95 254ZM213 252H215V253H213ZM131 253L132 254H137L136 255L137 257L135 255H131ZM73 254H77V260L75 259V261L73 260V262H72V258L73 257L71 258V255H73ZM81 254L85 258H87L89 260L85 259L87 261H84V263H81L82 260L79 259V258H81ZM163 254H164V256H163ZM166 255H168V256H166ZM95 256H96V258H97V256L98 257H101L102 256V258H100L101 260H99V258H97V260H96ZM68 257H70V259H68ZM90 257H92V258L94 257V258L92 259ZM120 257H122L125 262ZM165 257H167L168 259L167 258L166 259L169 260V261L164 260ZM80 260H81V262H80ZM64 261H67L68 263L67 262H64ZM158 261H156V264H158Z\"/></svg>", "mask_w": 264, "mask_h": 264}]
</instances>
